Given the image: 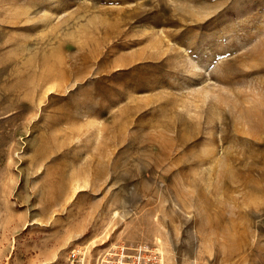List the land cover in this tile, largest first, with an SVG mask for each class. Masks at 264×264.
<instances>
[{
	"label": "rangeland",
	"instance_id": "1",
	"mask_svg": "<svg viewBox=\"0 0 264 264\" xmlns=\"http://www.w3.org/2000/svg\"><path fill=\"white\" fill-rule=\"evenodd\" d=\"M118 245L264 264V0H0V264Z\"/></svg>",
	"mask_w": 264,
	"mask_h": 264
},
{
	"label": "built area",
	"instance_id": "2",
	"mask_svg": "<svg viewBox=\"0 0 264 264\" xmlns=\"http://www.w3.org/2000/svg\"><path fill=\"white\" fill-rule=\"evenodd\" d=\"M147 249L143 246L130 248L126 245H118L115 249L107 250L103 255L102 263L100 264H147L145 258V251ZM71 264H96L94 262H87L85 259V253L79 248L72 251ZM83 253V255H81ZM133 253V254H132Z\"/></svg>",
	"mask_w": 264,
	"mask_h": 264
}]
</instances>
